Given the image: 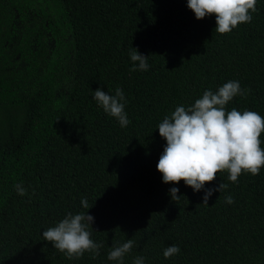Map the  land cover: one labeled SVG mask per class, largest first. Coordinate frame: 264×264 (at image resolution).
Instances as JSON below:
<instances>
[{"label":"trees","instance_id":"16d2710c","mask_svg":"<svg viewBox=\"0 0 264 264\" xmlns=\"http://www.w3.org/2000/svg\"><path fill=\"white\" fill-rule=\"evenodd\" d=\"M256 8L219 34L215 15L197 20L187 0H0V264H117L108 253L128 239L123 264H264V167L238 183L220 172L199 192L157 170L158 125L206 90L239 81L247 95L226 110L264 117V0ZM134 48L147 71L131 70ZM97 88L123 91L127 126L97 104ZM87 212L96 258L70 260L43 239ZM172 244L181 251L166 259Z\"/></svg>","mask_w":264,"mask_h":264},{"label":"clouds","instance_id":"9594fccd","mask_svg":"<svg viewBox=\"0 0 264 264\" xmlns=\"http://www.w3.org/2000/svg\"><path fill=\"white\" fill-rule=\"evenodd\" d=\"M257 0H187V6L193 11L197 20L215 15V32L230 33L239 24L250 23L251 13L257 11ZM133 62L132 71L137 68L147 71L148 56L140 54L134 48L129 54ZM246 96L247 90L241 88L239 81H228L216 92L204 91L201 98L189 107L178 106L169 116H165L158 125L159 135L166 140V146L157 163V170L162 174L165 184H178L181 180L194 192L205 189L207 183L213 182L216 175L227 171L228 180L238 183L241 174L253 176L264 167V149L261 148V133L264 132V117L255 111L226 110V105L236 96ZM95 101L105 113L118 120L122 127L130 121L124 111L125 97L120 88L115 95L97 88L94 91ZM21 196L26 194L22 184L14 185ZM227 185L220 183L214 188L205 190L203 204L208 205L214 192H221ZM179 189L172 187L170 195L173 201L179 199ZM225 202L232 204L231 196ZM84 208H88L86 198L81 200ZM94 217L90 214L68 213L54 227L43 231V239L51 242L53 247L68 259H79L85 252L99 256L102 244L91 239L89 226ZM134 246V241L113 246L108 253V260L123 264V259ZM178 245L172 244L163 251L167 259L180 252ZM133 264H145V257L137 256Z\"/></svg>","mask_w":264,"mask_h":264}]
</instances>
